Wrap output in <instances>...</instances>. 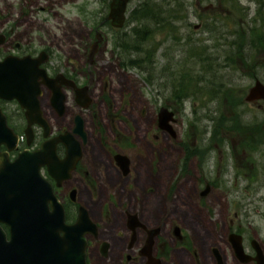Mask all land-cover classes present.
I'll return each instance as SVG.
<instances>
[{
  "label": "rangeland",
  "instance_id": "rangeland-1",
  "mask_svg": "<svg viewBox=\"0 0 264 264\" xmlns=\"http://www.w3.org/2000/svg\"><path fill=\"white\" fill-rule=\"evenodd\" d=\"M146 1L133 0L130 11ZM172 1L177 7L174 18L179 15L173 31H153L154 25L150 22L137 23L131 16L128 19L126 46L128 41L129 46L134 45L135 29H141L142 25L144 30L148 24L153 27L152 39L142 47V50L147 48L153 62L143 71L129 67L131 58L137 55L134 51L129 55L127 46L126 76L114 72L102 76L108 86L112 111L109 115L110 107L99 101V129L88 119L89 141L83 170L89 176L76 174L69 183L76 187L79 203L100 223L102 240L111 245L109 264H122L124 240L129 235L125 230L126 212L136 213L149 226L175 221L186 230L187 243L180 245L169 236L171 228H163L161 240L166 243L161 251L163 264H212L206 259L214 243L213 234L216 229L225 228V221L233 216L230 199L234 193L230 195L228 191L233 183L229 179L238 177L240 169L242 175L249 174L244 164H254L257 168L251 170L262 169L264 180V138L261 155H254L252 163L248 155H233L238 144L234 137L227 139V146L210 155L208 134L212 125L208 117H213L214 109L222 104L223 88L230 89L231 98H235L252 87L254 74L264 82L263 69L245 68L243 62L253 53L251 41H257V34L250 32L264 30L262 18L253 19L257 11L264 17V0H239L240 3H231V0ZM239 5L244 6L242 10ZM199 25L201 27L195 30ZM234 32L238 33L237 39L231 36ZM260 35L264 40L263 34ZM236 42L245 46L243 53L236 52L239 48ZM227 58L240 70L225 65ZM259 59L263 62L264 51L260 52ZM104 69L110 67L104 66ZM183 78L192 81L189 89L184 90L179 85ZM172 93L187 101L184 113L177 116L174 124L175 137L157 125L159 109L169 104L176 106L171 99ZM236 110L244 111L245 121L255 117L264 135V102L260 107L248 103L244 107L237 106ZM183 143L196 151L199 147L207 148L205 159L192 156L186 161ZM118 152L125 153L132 162V173L128 176L112 165V154ZM211 159L217 162L216 166L211 167ZM210 181L212 185L224 182L223 187L210 188L208 194L201 197L200 191ZM245 186L240 184L241 190L236 192L247 193ZM254 219V223H258L257 217ZM184 247L196 252L197 256ZM94 264H98L97 259ZM134 264H143V261L140 259Z\"/></svg>",
  "mask_w": 264,
  "mask_h": 264
},
{
  "label": "flooded vegetation",
  "instance_id": "flooded-vegetation-1",
  "mask_svg": "<svg viewBox=\"0 0 264 264\" xmlns=\"http://www.w3.org/2000/svg\"><path fill=\"white\" fill-rule=\"evenodd\" d=\"M120 1L0 0V93L2 95L0 96V171L4 160L13 163L26 154L40 155L39 152H42L43 164L40 167V175L50 183L55 196L62 202L68 224L76 222L81 206L77 192L75 199L71 198V192L77 189L69 183L76 174L89 176L83 170L85 150L89 141L88 119L93 121V127L99 129V101L106 104L107 108L110 107L109 115L112 111L108 86L102 76L111 72L126 76L128 70L126 69L129 62L126 46L128 19L124 26L118 28L110 19L112 8L117 7ZM237 3H240L239 0ZM129 6L128 18L132 11ZM242 7L244 6H240L241 10ZM258 16L264 23V17L259 15L258 11L253 19L259 20ZM250 33L257 34L258 37L256 36L257 41L254 43L256 47L250 45L253 53L243 61L245 68L264 70V60L262 62L259 59L260 52L264 51V40L260 35L262 33L264 36V30L257 32L253 29ZM231 36L237 39L238 33L234 32ZM104 66H109L110 69L106 70ZM245 91L241 98L237 96L231 98L229 89L226 87L222 89L224 98L222 104L214 109V115L211 117V122L214 124L211 134L215 140L214 153L227 146L225 142L228 138L234 137L238 144L232 151L233 155L238 153L240 156L248 155L252 157L251 162L254 163L253 156L261 155L262 138H264L262 128L255 117L245 121L244 111L239 113L236 107H244L248 103L260 107L264 100L247 102L248 93ZM9 92L12 99L7 97ZM185 103V99L181 100L179 96L174 100L176 106L168 105L176 113V118L184 113ZM217 121L221 124L217 125L218 131L214 134ZM80 122L86 134L85 138L77 129ZM215 135H217L216 139ZM71 136L79 142L82 156L75 168L66 174L63 165L58 169L57 163L62 164L66 159L68 155L66 142L71 141ZM115 154L111 157L112 165L124 176L131 174L130 159L129 173L125 175L124 169L115 160ZM213 164L216 166L217 162ZM244 167L249 170V174H246L248 176L242 175L240 169L236 174L238 177L229 179L233 183L232 189L228 190L230 195L234 193V197L230 199L233 209L230 214L233 216L230 215L225 221V228L221 231L216 229L213 234L214 243L210 245L209 258L206 259L207 261L210 259L212 264H264L262 169L251 170L252 167H256L254 164H244ZM222 183L224 182L217 185L209 184L211 188L216 186L222 188ZM240 184L246 185L247 193L236 192L241 190ZM202 193L200 191L201 197H203ZM69 212L73 215V219L67 218ZM131 214L136 213L126 212L125 230L129 235L124 240L122 264H134L140 259L143 264H163L161 251L166 243L161 239L165 226L171 228L168 231L169 236L177 244L187 243L186 230L177 222L149 226L137 215L141 225L133 229L135 222L131 220ZM89 216L96 224V232L86 236L88 264H94V259H97L98 264H109L111 245L108 242L109 247L104 252L106 241L101 237L102 227L90 213ZM255 217L258 221L256 224ZM3 226L9 233V228ZM152 228H160L161 231L152 239L151 247L147 250ZM177 228H179L178 232ZM237 242H241L245 255L238 253ZM188 251L197 256L196 252Z\"/></svg>",
  "mask_w": 264,
  "mask_h": 264
},
{
  "label": "water",
  "instance_id": "water-1",
  "mask_svg": "<svg viewBox=\"0 0 264 264\" xmlns=\"http://www.w3.org/2000/svg\"><path fill=\"white\" fill-rule=\"evenodd\" d=\"M130 1L121 0L117 7L112 8L110 19L115 27L124 26ZM7 97L12 99L11 92ZM246 98L247 102L264 100V84L257 80ZM158 114L160 129L170 132L175 137L171 124L176 121L175 113L169 108L162 107ZM77 129L85 138L81 122ZM70 140L66 142L68 156L63 162L66 174L75 168L82 156L79 142L72 136ZM39 153L40 155L26 154L13 163L4 160L1 165L0 264H88L86 235L96 232V225L83 206L80 207L77 222L67 224L62 203L55 197L50 183L40 175L43 162L42 152ZM115 160L127 175L130 164L128 157L117 154ZM58 184L60 185V182ZM209 190L208 184L202 195L206 196ZM75 194L76 190L72 191L71 198L75 199ZM132 219L135 222L133 229L141 225L137 215H132ZM2 224L9 227L10 238ZM160 231V228L150 230L147 250L151 247L152 239L157 237ZM176 231L178 232L179 228ZM107 247L109 243L105 242L104 252ZM236 248L239 254L245 255L241 242H237ZM148 254L150 255L149 251Z\"/></svg>",
  "mask_w": 264,
  "mask_h": 264
},
{
  "label": "trees",
  "instance_id": "trees-1",
  "mask_svg": "<svg viewBox=\"0 0 264 264\" xmlns=\"http://www.w3.org/2000/svg\"><path fill=\"white\" fill-rule=\"evenodd\" d=\"M232 1V0H231ZM174 2L172 0H162V1H146L143 4L140 5L139 8H136L134 12L131 14V18L136 21V22H141L142 21H147L152 23L154 26V30H172L174 29V22L175 19L178 18L179 15H177L174 18L175 12L177 10V7H174ZM184 12V9L180 12L182 14ZM151 27L149 24L148 26L145 27L144 30H142V25L141 29H135L133 32V38H134V45L129 46V41H128V54L132 55V51L135 52L137 55V58H131L129 67H135L139 68L140 70H145L146 65L152 64V56L149 55V51L147 48L142 50V47H144V44L148 43L149 40L152 39L153 37V31H151ZM237 43V42H236ZM238 44V43H237ZM240 49L237 48L236 52L239 54L240 52L238 51ZM139 54H142L141 56ZM227 64L231 65L233 67V70L237 69V66L232 62H230V59L227 58ZM204 69H201L203 71ZM179 85H181L182 89L186 90L187 88L189 89L192 85V81H188L187 79H181L179 82ZM174 95V93H173ZM175 98L179 97L177 95H174ZM181 97V96H180ZM221 124L220 122H216L214 131L213 133L216 134L218 129L217 125ZM217 135L214 136L216 139ZM184 147H186L187 150V158L189 159L193 154H198L200 158L205 159V155L208 152L207 148L202 149L199 147L197 151L191 147L188 146L186 143H183ZM201 160V161H202Z\"/></svg>",
  "mask_w": 264,
  "mask_h": 264
},
{
  "label": "bare ground",
  "instance_id": "bare-ground-1",
  "mask_svg": "<svg viewBox=\"0 0 264 264\" xmlns=\"http://www.w3.org/2000/svg\"><path fill=\"white\" fill-rule=\"evenodd\" d=\"M250 45H252L253 47H256V45L254 44V42L251 41ZM245 50V46L242 45L241 48L238 50L240 53H243V51ZM149 65V63L147 64Z\"/></svg>",
  "mask_w": 264,
  "mask_h": 264
}]
</instances>
